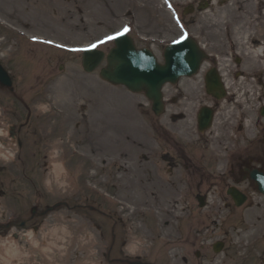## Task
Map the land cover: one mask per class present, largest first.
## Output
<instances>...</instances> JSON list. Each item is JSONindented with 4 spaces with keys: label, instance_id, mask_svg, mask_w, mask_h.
<instances>
[{
    "label": "rangeland",
    "instance_id": "rangeland-1",
    "mask_svg": "<svg viewBox=\"0 0 264 264\" xmlns=\"http://www.w3.org/2000/svg\"><path fill=\"white\" fill-rule=\"evenodd\" d=\"M172 2L184 6L188 0ZM125 4L126 0H72L68 12L63 4L55 2L56 17H46L45 21L35 20L39 18L33 11L18 14L0 11L2 17L26 26L32 34L64 43L73 50L60 49L64 51L60 53L57 47L38 48L32 56H27L24 50L21 58L8 66L18 78V95L27 98L33 95L37 101L28 128L36 127L37 144L45 150V157L27 160L26 167L40 174L44 171L46 176L37 177L35 173L32 184V180L22 181L21 172L11 166L16 146L8 141L11 119L0 106V130L4 128L0 137V164L8 166L5 174L0 173V180L7 175L9 180H15L20 192L23 190L22 198L11 194L0 197V264H264V197L250 191L249 202L237 208L227 203L225 193L219 197L218 193H211L207 206L200 209L180 181L176 187L165 182L179 179L183 172H176L178 176L174 178L164 171L158 175L145 159H157L160 152L154 134L147 131L151 108L145 96L102 81L99 72L104 65L93 75L84 72L81 49L96 46L99 41L103 42L99 49H110L116 31L132 17L124 11ZM106 5L113 8L110 13L105 12ZM135 5L137 17L132 19L136 29L129 35L139 48L152 49L162 59L166 45L183 34L173 20V12L167 10L163 0H136ZM145 8H150L152 23L147 24ZM204 15L209 16L213 27L211 40L223 44L230 31L231 39L241 46L240 56L248 58V68L259 70L258 63L264 64V18L241 14L231 4H215ZM145 25L150 30L144 31ZM0 43H4L3 39ZM64 53L69 60L55 63L51 70L44 57ZM48 71L62 74L53 80L21 77ZM0 95L2 105L12 104L18 111L26 105L23 100L20 105ZM262 99L264 102V96ZM238 100L242 106L246 101L252 106L260 96ZM235 105L239 106V101L220 110L224 115L216 119L217 125L221 121L235 122ZM244 110L251 114L249 108L244 106ZM21 114L24 122L26 112ZM192 123L191 118L180 124L186 130ZM181 137L186 139L185 135ZM52 143H57L65 153V164L72 174L68 186L52 162ZM131 185L151 197L148 206L139 207L135 214L133 208H126L123 203L125 198L136 197L134 193H126ZM37 188L48 204L70 201L71 209L56 207L37 230L20 225L7 228L1 223L17 211V203L32 210ZM84 225L91 229L92 237L90 230L83 229ZM140 237L146 244L131 250V243ZM216 242L224 243L220 253L213 251ZM198 253L200 258L196 256Z\"/></svg>",
    "mask_w": 264,
    "mask_h": 264
},
{
    "label": "flooded vegetation",
    "instance_id": "flooded-vegetation-1",
    "mask_svg": "<svg viewBox=\"0 0 264 264\" xmlns=\"http://www.w3.org/2000/svg\"><path fill=\"white\" fill-rule=\"evenodd\" d=\"M105 1L98 0V2ZM135 1L126 0L124 8L129 14H131L130 10L135 12ZM55 2L63 4L66 11H71L67 7L70 6L72 0H0V11L8 14L33 11L39 18H34L35 20L45 21L46 17H55ZM114 3L116 5L115 1ZM215 4L222 6L231 4L236 6L241 14L264 18V0H188L184 6L177 5L183 26L187 31L193 33L195 42L205 57L200 70L195 75L183 77L178 83L167 84L163 87L164 113L161 117L152 118L155 115L150 105L151 115L148 113L146 121L147 131L149 134H154V140L160 152L157 159L150 160L147 157L145 159L147 163H151L152 169H155L158 175L164 171L168 177L174 178V176H178L176 172H183L179 174V179L165 182L169 183L171 187H176V183L179 185L181 182L182 187L192 194L198 205L199 199H202V202L207 206L211 193H218V197L219 194L225 193L228 199L227 203L235 206L234 200L228 195L229 189L235 188L240 191L247 197L248 203L249 192H257L255 183L250 179L251 172L257 170L264 173V119L261 117L264 103L262 99L264 96V67L262 66L264 64L258 63L262 67L259 70H257L258 67L256 69L248 68V58L243 54L240 56L241 46L231 39L230 31L223 39V44L211 40L213 27L209 23V16L204 14L210 13ZM106 7V13L113 10L112 7L109 8L107 5ZM144 12L148 18L147 24L152 23L150 8L145 9ZM0 20L4 24L0 26V32H2L0 39L4 41L3 44L0 43V63L5 67L13 82V88H5L0 84V94L5 95L7 100L17 101L20 105L21 100L26 103L22 111H18L12 104L2 105L1 102L4 101L0 95L3 110L11 119V123L8 125V141L16 146L11 166L14 168L16 166L15 170L21 172L22 181L32 180L33 184L34 174L36 173L39 177L40 173L35 169L27 168L26 161L29 159L32 161L42 160L45 157V150L39 149V144H37L36 127L28 128L37 101L33 95L29 98L18 95L16 90V79L18 78L8 66L11 62L20 59V54H23L24 50H26L27 56H32L35 55L38 48L47 50L51 48L39 43H31L29 36L39 38L40 35H32L26 26L11 22L1 15ZM146 27L147 25H145L144 31L150 30V27ZM20 33L26 36L21 37ZM49 54L44 58L50 62L47 64L51 70L55 63L65 62L68 59L65 53L64 56L57 57ZM25 61L30 60L25 58ZM61 74L48 71L33 76L27 73L21 77L53 80ZM249 95L260 96V100L252 103V106L247 101L245 102L244 106L250 109L251 114L244 110V106L238 100ZM237 101H239V106L235 105V113L233 112L235 122L226 124L221 121L220 125H217L216 119L221 114L224 115L220 110L229 108L230 104L237 103ZM32 106L34 107L32 108ZM24 111L26 114H24L23 122L21 112ZM208 113L212 115L210 126L205 123ZM162 117L165 119H161ZM191 118L193 123L184 130L180 123ZM2 130L4 131V128H1L0 131ZM182 135H185L186 139L182 138ZM4 144L7 145V143ZM150 153L152 152L150 151ZM7 167L0 164V173L5 174ZM43 172L40 176L45 177ZM14 181V179L9 180L7 175L0 180L1 198H5L8 194L16 195V198L23 197V190L20 192ZM36 196L38 197L36 198ZM36 196L32 210H29L27 205H18L17 203V211L6 216L3 219L5 223L25 228L31 226L37 230V227L45 222L46 216L55 212L56 207L66 206L69 210L71 209L70 201L48 204L44 201V195L38 188Z\"/></svg>",
    "mask_w": 264,
    "mask_h": 264
},
{
    "label": "water",
    "instance_id": "water-1",
    "mask_svg": "<svg viewBox=\"0 0 264 264\" xmlns=\"http://www.w3.org/2000/svg\"><path fill=\"white\" fill-rule=\"evenodd\" d=\"M104 59L100 51H89L83 54V67L86 72H93ZM203 54L191 39H184L171 45L165 52V64H159L155 56L148 50L138 51L132 39L119 36L115 40V48L107 57V67L101 71L103 80L124 86L133 93H144L153 102V109L157 115L162 112V87L166 83H175L181 76L192 75L199 69ZM0 83L10 86L8 74L0 66ZM264 116V109L262 110ZM208 113L205 123L210 122ZM251 179L257 183L258 190L264 194V175L253 172ZM237 206L245 202L240 193L230 194ZM222 246H216L219 251Z\"/></svg>",
    "mask_w": 264,
    "mask_h": 264
},
{
    "label": "bare ground",
    "instance_id": "bare-ground-1",
    "mask_svg": "<svg viewBox=\"0 0 264 264\" xmlns=\"http://www.w3.org/2000/svg\"><path fill=\"white\" fill-rule=\"evenodd\" d=\"M94 73H92L91 75H93ZM59 148H62V147H58L57 143L51 144L52 162L54 163V165L57 168L60 169L61 175L65 177L66 183H67L66 185L68 186L70 180H72V174L69 172V170L66 167L65 159H64L65 158V153L62 152L63 149H59ZM128 190H126V193L127 192L128 193L131 192L132 194L134 193L135 194L134 196H136V197L134 199L125 198V201H123V203L125 204L124 206L126 208H133L134 209L133 210L134 211L133 214H135L137 212V209L139 207L148 206V204H149L148 202H150V200L148 198H151V197H149L147 194H144V191H141L139 187H134L132 185L130 187H128ZM13 225H15V224H13ZM13 225H11V227ZM86 229H88V228L86 227ZM89 235H90V237H92L93 236L92 232H89ZM147 238H148V236L146 237V239ZM131 244H132L131 250H134V249H137V248L138 249L142 248L146 244V241L144 240L143 237H140V238H136L135 241L132 242Z\"/></svg>",
    "mask_w": 264,
    "mask_h": 264
}]
</instances>
